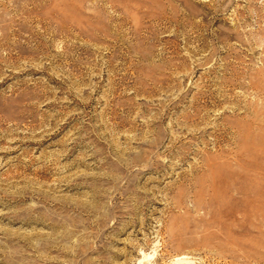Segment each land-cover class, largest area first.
I'll return each mask as SVG.
<instances>
[{
    "label": "rangeland",
    "instance_id": "rangeland-1",
    "mask_svg": "<svg viewBox=\"0 0 264 264\" xmlns=\"http://www.w3.org/2000/svg\"><path fill=\"white\" fill-rule=\"evenodd\" d=\"M0 264H264V0H0Z\"/></svg>",
    "mask_w": 264,
    "mask_h": 264
}]
</instances>
